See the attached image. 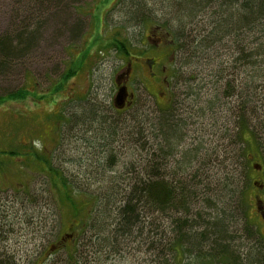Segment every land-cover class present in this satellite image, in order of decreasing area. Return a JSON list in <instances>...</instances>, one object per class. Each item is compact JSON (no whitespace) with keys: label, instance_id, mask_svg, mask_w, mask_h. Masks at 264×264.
<instances>
[{"label":"rangeland","instance_id":"374dc122","mask_svg":"<svg viewBox=\"0 0 264 264\" xmlns=\"http://www.w3.org/2000/svg\"><path fill=\"white\" fill-rule=\"evenodd\" d=\"M51 1L54 0L45 3L47 10L39 19L27 24L31 12H25L26 6L32 8L36 0H0V36L14 35L15 47H23L16 37L19 31L36 33L29 50L15 54L0 71V95L21 91L0 100V225L7 229L0 238V252L12 254L17 264H39L43 260L44 264L65 263L67 251L60 249L59 243L65 236L71 239L79 233L80 258L90 264H237L233 259L227 261L216 256V247L210 243L196 250L186 245L184 252L170 250V241L178 236L174 221L180 214L176 211L144 214L147 220L144 228L132 229V234L111 248L97 241L96 229L88 226L95 223V213L88 214L94 206L92 202L87 201L78 214L70 204L61 203L60 192L51 185L50 172L53 166L66 175L78 177L79 187L91 192L97 190V182L86 178L93 171L91 161L98 153L95 148H87L86 141L92 139L96 143L102 138L97 123L87 132V124L92 123L85 118L90 119L91 110H95L108 118L105 128L113 123L121 125L120 143H114L121 155L118 170L134 176L132 169L125 172V166H133L146 151H140L141 145L134 149L129 147L132 142L128 141L131 140L128 132L138 124L150 130L149 123L173 98V110L184 126V146L200 147L199 163L208 164L209 171L200 174L208 177L205 182L214 189L212 197L216 207L221 208L224 201L220 195L223 191H215L219 180L222 185L223 182L239 186L247 183L246 197L248 203L253 204L257 189L254 181H264V128L256 122L260 149L255 143L247 149V158L242 161L253 178L243 183L239 177L244 169L240 164V145L232 130L238 93L227 97L225 92L229 81H233L232 88L241 89L251 80L253 69L242 68L234 60L238 57V46L251 47L259 33L241 35L239 41L227 37L213 44L208 53L202 54L199 49L200 58L188 65L182 63L185 66L181 67L180 52L176 50L173 36L166 26H157L168 24L177 29L178 12L170 6L169 0H137L145 4L146 10L138 20L131 21V0H56L55 4ZM222 14L226 16L225 11L210 7L192 24L188 21L184 32L179 26L176 32L180 33L183 43L191 46L190 39L196 33L206 35ZM145 19L151 21L145 23ZM116 35L130 47L127 59L116 48L108 46ZM159 39L167 44L172 42L173 46L163 60L158 59ZM153 58L159 60L155 70L158 72L170 65V58L175 61L164 75L174 84L168 90L161 91L149 75L148 60ZM129 65L132 73L127 82L128 92L135 98L118 113L114 109L118 92L115 79L127 72ZM174 67H181L179 80L171 78ZM256 86L263 95L258 114L264 121V81L254 80L251 87ZM188 173L193 175V170L168 175L175 176V182L180 175L181 181L186 182ZM98 175L103 176V172ZM205 192L200 185L199 196L190 207L191 213L198 211L206 218L207 214L215 215L217 209L205 207L203 199L208 196ZM253 210L250 206L249 216H253ZM248 233L244 220L231 228L228 239L236 257L242 258L247 246L255 244L247 237ZM160 239L164 252L162 258H157V251H153L150 244L156 246ZM210 253L213 257L208 259Z\"/></svg>","mask_w":264,"mask_h":264},{"label":"trees","instance_id":"16d2710c","mask_svg":"<svg viewBox=\"0 0 264 264\" xmlns=\"http://www.w3.org/2000/svg\"><path fill=\"white\" fill-rule=\"evenodd\" d=\"M49 2L50 0H36L32 8L27 5L25 12H31L27 16V24H29L28 22H33L34 19H39L44 13V10H47L45 3ZM131 2L130 7L133 11L129 17L130 20H128H138L139 16L146 10V6L144 7L145 4L137 0H131ZM51 3L55 4L57 1L54 0ZM169 4L178 12L176 19L178 25L176 28L180 29L179 27H181L183 32L188 21L193 23L200 13L210 7H217L220 11L226 12V16L222 14V17L214 23V27L206 35L196 33L193 39H190L191 46L183 43V38L180 36V33L176 32L179 30L170 28L168 24H157L159 28L166 26L168 33L173 36V43L176 50L180 52L179 59L181 67L185 66L182 63H187L188 65L190 61L200 58L198 53L200 52L199 49L202 50V54L205 51L208 53L213 44L227 37L232 36L236 38V41H239L241 35L248 37L247 33H259V36L252 43L254 45L251 47H245L247 44L241 47L238 46V57L234 60L235 64L242 68L247 70L250 68L253 69V74L250 76L251 80L245 82V87L241 89L232 88L230 84L233 81H229L227 85L229 87L225 92L227 97H232L238 93L235 106L236 108L238 107V110L235 111V124L232 130L236 132L235 137L238 145H240V153L237 152V154H240V164L244 167L241 173H239V177L245 183L250 180L248 174L249 168L245 167L242 160L245 157L247 158V149L253 143L260 149V144L257 141L258 131L256 122L258 121L260 126L264 128V121L260 119L258 114V107L261 105L260 102L263 100V95H260L262 93L261 91H257L258 86L255 88L251 87V83L254 80L260 79L261 82L264 81V0H169ZM145 20L143 21L145 23L151 21L150 19ZM24 26L26 28L27 25L25 24ZM76 27L78 29V26ZM240 29H244V31H239ZM254 29L259 31H245ZM13 36L10 34L0 36V71H3V68L6 67L5 65L10 62L11 57H14L18 53H24L27 49L29 50L36 40L35 31H19L16 37L24 48L22 46L15 47ZM116 36L112 38L108 46L111 45L116 48L122 57L127 59L131 53L130 47L125 41H121L118 35ZM237 65L235 66L236 68ZM181 67H174L173 69L172 76L176 80L180 79L179 73ZM192 77L193 75L189 79ZM20 92V90H15L8 94L0 95V100L4 101L5 98H11L20 94ZM173 105L174 99L172 98L167 108L160 109L159 115H156L154 119L152 118L153 121L149 123L148 127L150 130L138 124L135 129H131L132 132H128L129 139H131L128 141L132 142L131 144L129 143V147L134 149L141 145L140 151H146L144 155L135 161L133 166H125V172L129 173L130 169L135 172L134 176L129 175L130 177L118 170L121 163V155L116 150L114 143H120L121 125L113 123L108 128H105V123L108 122V118L103 117L99 112L95 113V110H91V118H85V120H89L92 123L87 124V132H91L94 128L93 125L97 123L102 133V138H100V142L96 143L92 142V139L86 141L87 148H95V151L98 150L96 154L97 158L91 161L90 165L93 171L86 178L94 179V183L95 181L97 182L95 183L97 190L91 192L88 189L85 190L83 186L79 187L77 185V182H79L78 177L66 175L64 171L53 166H51L52 173L50 172L51 185L60 192V196L58 197L60 202L62 203L63 201L64 203L70 204L76 210L77 214L84 208V204L87 201L92 202L94 206H92V210H89L88 214L90 216L95 213V223H89L88 226L96 229L94 236H96L97 241L99 240L111 246V248L115 247L120 239L123 240L132 234V229H139L144 226V223L147 222L145 215L150 212L168 213L176 211L180 214V217L174 221V230L178 236L170 241V250L176 252L182 250L184 252L186 250L184 248L185 245L196 250L210 243L216 247L215 252H218L216 256L227 261L230 259L237 261L238 257L232 251L228 236L231 228L238 224L240 220L241 222L244 220V229L250 231V224L247 221L249 219L247 216L249 204L246 197L247 183L239 186L233 183L223 182L222 185L219 180L215 184L217 185L215 191H223L220 195L224 198V201L221 208L216 207V202H214L212 197L214 195V189L211 190L208 183L205 182L208 177L200 174L202 171L203 173H206L207 170L209 171L207 169L208 164L199 163L200 155H202L200 147L189 149L184 146L186 142L185 134L182 132L184 126L182 125V121L176 117ZM114 109L116 112L121 113L123 111L121 109L124 108L114 106ZM229 135L231 134L227 136ZM171 161L175 164L174 166L171 165ZM196 165L197 167H195ZM171 169L174 171H171ZM186 170H193V175L188 173L186 182L181 181L182 177H179L180 175L177 177V182L174 181L175 176L169 177L168 175H175L176 172L182 173ZM101 171L103 172V176L98 175ZM226 179L230 180L231 177H227ZM200 185H203L206 189L205 193H208V196L203 199L205 207L208 209H217L215 215L207 214V221L201 212L191 213L190 205L199 196L198 188ZM52 195L54 196L55 194ZM6 232L7 229H5L4 225H0V238ZM78 237L79 233L72 235L71 239H67L66 236L61 239L59 248L67 251L66 259L68 260L60 264H90V262L83 261L80 258L79 244L81 242ZM248 238L251 239V237ZM64 240H67L66 243L63 242ZM69 241H72V243L67 244ZM89 244H93V242L91 241L90 243L89 241ZM160 245H162L161 239L156 243V246L150 244V248L153 251H157V258H162L161 255L164 252ZM52 246L56 245L53 244ZM101 246L105 245L101 244ZM208 256L213 257V254L210 253ZM250 257L251 251L248 250L246 257H243L241 262L243 264L246 261L248 263L255 262L253 257ZM0 264L17 263L12 254L1 251ZM39 264H44V260Z\"/></svg>","mask_w":264,"mask_h":264},{"label":"flooded vegetation","instance_id":"af4514ba","mask_svg":"<svg viewBox=\"0 0 264 264\" xmlns=\"http://www.w3.org/2000/svg\"><path fill=\"white\" fill-rule=\"evenodd\" d=\"M158 59H165L166 55H167V51L168 50H172L173 46H172V42L168 43L164 42L162 39L158 40ZM157 58H153V59H149L148 61V71H149V75L151 77V79L155 82V84L160 88V90H168L169 87L171 86L172 81L168 80L167 77H165L164 75H166V73H168V69L169 66L175 63V61L171 60L169 61V66L164 67L161 72L155 71L156 67L159 63V60ZM170 71V69H169ZM131 66H128L127 72L125 73H120L116 79H115V84L118 87V90L121 88H126L127 90V98L125 100V104L124 107L129 106L133 101H134V94H130V92H128V86H127V82L129 81L130 77H131ZM173 73V69L171 68V74ZM172 78V75H171ZM174 86V84H173ZM129 94V95H128ZM162 94H164V92H162ZM165 108V107H164ZM164 108H161V110H163ZM259 167V166H258ZM260 168V167H259ZM257 169V168H256ZM262 170V169H261ZM250 177V176H249ZM253 178V177H252ZM250 177V179H252ZM262 180H255V184L254 187H256V193L254 194V197L252 199L253 204L249 203L248 204V208H247V216L249 219H247V221H249L250 227H249V233L247 237H251V240L253 242H255V244L252 246H247L248 249L245 250V254L244 251L242 254H244L243 256L246 257V253L248 250L251 251V257H253V259L255 260V262L253 263H248L246 261L245 264H264V234L262 231V227H264V181L261 182ZM250 206H253L254 210L252 212L253 216H249L248 215V211ZM253 217V218H252ZM251 228V229H250ZM243 256L238 257L237 260V264H243L241 261L243 260ZM208 259L211 258V256H207ZM246 259V258H245ZM249 259V257H248ZM247 260V259H246ZM251 260V259H250Z\"/></svg>","mask_w":264,"mask_h":264},{"label":"water","instance_id":"95a60500","mask_svg":"<svg viewBox=\"0 0 264 264\" xmlns=\"http://www.w3.org/2000/svg\"><path fill=\"white\" fill-rule=\"evenodd\" d=\"M127 98V90L126 88H121L118 90L115 98L114 104L117 108H123L125 104V100Z\"/></svg>","mask_w":264,"mask_h":264}]
</instances>
